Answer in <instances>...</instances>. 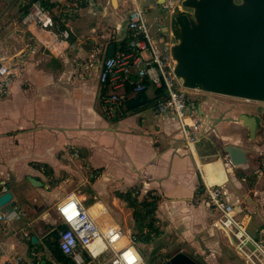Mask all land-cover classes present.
<instances>
[{
  "label": "crops",
  "instance_id": "0c3cea01",
  "mask_svg": "<svg viewBox=\"0 0 264 264\" xmlns=\"http://www.w3.org/2000/svg\"><path fill=\"white\" fill-rule=\"evenodd\" d=\"M49 1L55 13L78 5L75 15L60 24L69 30L67 39L57 41L49 30L26 22L27 0H0V59L16 71L10 92L0 95V194H13L0 211L18 207L25 212L12 223L0 220V264L13 255L30 260L34 251L42 264H64L45 240L63 225L58 206L71 194L85 206H102L100 223L119 227L129 219L133 227L135 223L132 209L117 192L135 188L140 199L149 192L159 195L157 238L165 241L160 249L170 246L175 253L189 250L196 256L206 252L210 259L230 251L224 245L229 239L213 227L215 214L197 195L205 182L220 184L226 199L244 211L251 231L264 235L260 120L253 140L240 118L247 110L240 108L238 97L188 90L205 125L195 156L178 119L158 112L156 88L147 86V101L137 108H129L128 99L140 92L128 95L125 90L130 110L108 119L101 105L108 90L100 81V65L90 73L77 66L84 59L101 63L111 45L115 52L121 50L130 35L129 12L136 6L145 9L143 1L161 7L165 0ZM60 27L53 29L58 32ZM226 144L246 149L247 163L232 164L223 149ZM250 148L258 152L250 153ZM211 165L214 174L208 172ZM31 177L42 185L33 184ZM126 230L134 232L128 226ZM42 247L48 251L43 253ZM109 257L105 253L94 259L84 250V261L77 264H106Z\"/></svg>",
  "mask_w": 264,
  "mask_h": 264
},
{
  "label": "built area",
  "instance_id": "2783aa9c",
  "mask_svg": "<svg viewBox=\"0 0 264 264\" xmlns=\"http://www.w3.org/2000/svg\"><path fill=\"white\" fill-rule=\"evenodd\" d=\"M180 1L165 0L164 10L170 15ZM77 11L78 5L75 4L55 13L40 0H36L29 6L24 20L37 23L41 28L49 30L55 40L61 41L67 39L70 33L66 28H61L60 24L70 20ZM127 26L130 35L125 47L113 56H105L101 63L84 59L79 60L77 66L82 72L90 73L100 65V81L108 90L101 97V105L108 119H115L126 112L128 95L125 90L134 71L140 80L132 93L147 88L143 79H148L154 88H163L165 98L157 101L156 108L158 112L173 114L178 119L185 144L190 153L196 156L197 143L205 125L188 90L176 77L171 46L162 47L156 42L151 34L146 11L140 6L129 12ZM54 27H60L58 32L54 31ZM167 30V26H164L163 38ZM15 76V69L0 59L1 96L10 92ZM197 197L214 212L213 227L224 232L247 263L264 264V239L251 231L242 208L226 199L222 185L205 182ZM58 213L61 223L66 226L59 231V245L76 263L84 261L83 251L86 250L94 259L108 253L109 264H145L137 249L138 239L133 231H124L118 225L100 223L99 216L105 213L102 206H85L76 195L71 194L59 204ZM24 215L21 208L7 207L0 211V220L12 223ZM6 264H42V258L34 251L30 260L13 255Z\"/></svg>",
  "mask_w": 264,
  "mask_h": 264
},
{
  "label": "water",
  "instance_id": "95a60500",
  "mask_svg": "<svg viewBox=\"0 0 264 264\" xmlns=\"http://www.w3.org/2000/svg\"><path fill=\"white\" fill-rule=\"evenodd\" d=\"M170 34L175 39L174 71L184 88L264 102V0H181L170 14ZM114 53L111 45L107 56ZM131 79L138 82L140 77L134 74ZM146 101L140 92L128 107ZM240 118L255 138L259 118L247 113ZM223 149L232 164L247 163L246 149L233 144ZM12 199L11 191L2 193L0 208ZM33 242H38L36 236ZM164 264L200 263L179 251Z\"/></svg>",
  "mask_w": 264,
  "mask_h": 264
},
{
  "label": "rangeland",
  "instance_id": "374dc122",
  "mask_svg": "<svg viewBox=\"0 0 264 264\" xmlns=\"http://www.w3.org/2000/svg\"><path fill=\"white\" fill-rule=\"evenodd\" d=\"M6 1L11 2V0H6ZM141 3L145 7L146 17L150 25L152 36L154 37V39L160 46L164 47V45H168V43H170V39L172 38L171 34L169 33L170 32L169 13H167V11L164 10L163 4H161V7H151L152 5L150 2L143 1ZM157 23H159L160 27L157 25ZM163 25L167 26V29H168L166 31V38L168 39L166 43L163 42V40L161 39V35H160V33H163L162 31L164 27ZM173 41L175 42L174 38H173ZM187 90H191V89H187ZM236 100L237 102L241 103L239 104L241 109L247 110L246 112L248 114L259 117V120H260V127H259L260 135L259 136L260 137H259L258 142L264 143V102L248 100V99H243V98L241 99L239 98ZM236 106L238 105L233 104V107H236ZM252 139L256 140L257 137L252 138ZM253 152L255 153L258 151H256V149L250 148V153H253ZM217 164H221V161H218ZM208 172L214 174L212 171V165L210 168H208ZM243 214H244V211H243ZM126 225L132 228V230H134V233H135V227H133L130 219L128 220V223ZM126 225L120 226V227L124 230L127 227ZM60 230L61 228H58V233ZM259 236L260 238L262 237L264 239L263 234H260ZM262 242L264 243V240H262ZM147 243L148 242L144 241L143 239L138 240V249L142 253L144 260L147 264H164L169 259L168 257L175 253L173 251L176 250L174 247L172 248L169 246L167 248V251H162L163 248L160 249L161 248L160 246L162 244H165V241L162 239H158L157 236L154 237L152 244L146 246ZM227 243L229 244L228 249L230 251L218 252V254H215V256H212V258L210 259L205 258V255H207L206 252L202 253V255L200 256H196L194 252H190L189 250H184L183 252L195 258L200 264H248L244 256L240 252H238L235 245L231 243L230 240L227 242V240L224 239L225 246L227 245ZM41 251L43 253H46L48 249L46 247H42Z\"/></svg>",
  "mask_w": 264,
  "mask_h": 264
},
{
  "label": "trees",
  "instance_id": "16d2710c",
  "mask_svg": "<svg viewBox=\"0 0 264 264\" xmlns=\"http://www.w3.org/2000/svg\"><path fill=\"white\" fill-rule=\"evenodd\" d=\"M34 1L36 0H27L26 4L24 5L25 15L28 13L29 6ZM40 1L48 8H51L53 5V3L49 0ZM142 82L145 83L147 86L150 84L148 79H143ZM136 84L137 82L133 80L129 81L126 88V92L128 95L132 93V89ZM142 92H145V90H143ZM156 93L157 101L165 98V91L163 88H156ZM131 100L132 98H129L128 102ZM125 110L130 109L126 107ZM41 167L46 168V165H42ZM139 193L140 192L137 189L132 188L126 192H117V196L120 199L124 200L127 203V206L132 209L135 223V235L137 236V239H143L144 241L151 243L154 237L160 234V226L156 217L160 196L149 192L146 197L140 199ZM60 228L64 229L66 228V226L61 225ZM45 243L58 260L65 262L64 264H77L71 256L65 254L61 249L59 245L58 229L46 238ZM173 255L174 254L170 255L168 258Z\"/></svg>",
  "mask_w": 264,
  "mask_h": 264
},
{
  "label": "flooded vegetation",
  "instance_id": "af4514ba",
  "mask_svg": "<svg viewBox=\"0 0 264 264\" xmlns=\"http://www.w3.org/2000/svg\"><path fill=\"white\" fill-rule=\"evenodd\" d=\"M170 33V32H169ZM172 37V36H171ZM166 41H168V39L166 38ZM174 43V41H173V37L170 39V43H168L169 44V46H172V44Z\"/></svg>",
  "mask_w": 264,
  "mask_h": 264
},
{
  "label": "bare ground",
  "instance_id": "6f19581e",
  "mask_svg": "<svg viewBox=\"0 0 264 264\" xmlns=\"http://www.w3.org/2000/svg\"><path fill=\"white\" fill-rule=\"evenodd\" d=\"M147 95V94H146Z\"/></svg>",
  "mask_w": 264,
  "mask_h": 264
}]
</instances>
